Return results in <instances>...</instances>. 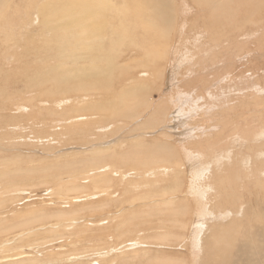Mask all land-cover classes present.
Masks as SVG:
<instances>
[{
  "label": "rangeland",
  "instance_id": "obj_1",
  "mask_svg": "<svg viewBox=\"0 0 264 264\" xmlns=\"http://www.w3.org/2000/svg\"><path fill=\"white\" fill-rule=\"evenodd\" d=\"M40 1H42V3L45 1V7L46 8L44 9V7H43V9L46 10L48 8L46 5H49V3H50V6L53 7L57 0L56 1L55 0H47V2H46V0H39V2L37 0H12V5H15L16 9L15 10H8V12L6 13V16H5L6 18L4 17V19L2 21V27L5 30H8L12 33L14 32L13 34H15V33L18 34V35H16V37L14 36V38H13V40H16V42L18 43L17 46L14 47V46H11L9 44L7 45L5 42H3L5 37H7L8 34L3 33L4 31L2 33H0V36H1L0 37L1 38L0 39V65H1L0 71L3 70L2 72H0V85H1L0 86V97L3 99L4 95H9L11 97V99H10L11 101L17 102L21 105L23 104L22 109H18L17 106H15V104L10 105L9 103H6V101H5L6 105L4 103L1 107L3 110L0 109V114H2V119H3V121L0 122V141H1L0 146L2 145V147H0V157H1L0 158L1 159L0 164H5V165L7 164V166L9 167V169L12 172V176L15 174V172H16V174L19 172L20 181H22V182H20V181L15 182L18 185H13L10 188V192L9 191L5 192V189L3 187L2 181H4L5 179L0 181L1 182L0 183V198H2V197L7 198L8 202L10 203V205H9L7 202V204L9 205V206H7L8 208H1L0 209V211L3 213L2 214L0 212V219L1 220L5 219V221L8 220V222H10L12 224L13 222L14 223H16V222L21 223L20 222L21 219L26 218L27 215H30V214H37L38 215V219L33 221L30 224V226L28 225L26 228L21 226V225L16 226V228L12 230L13 234L11 235L12 238L16 240V237H15L16 235H20V234H22V232H25L26 234H28L29 232L31 233V231H32V232L36 233L37 235L35 237L31 236L30 238L25 239V241L24 242L22 241L23 243H21V244L25 245L29 242L35 241V242H37L36 244L33 245L35 247L30 246L31 248H29L26 245L22 246V247L20 246V248L17 247L15 249L16 253L25 249L27 254L24 255L23 257H21V259H20V257H18L17 259H14L13 260L14 262L11 259L0 260V264H4V263L7 264L9 261L10 262L12 261V262L11 263L9 262L8 264H16V262H17V264L18 263L19 264H34V262L36 260H34L32 258V255L37 256L40 259L46 258V260H47L49 257H52L53 255H55L54 254L55 251L63 252L65 256L68 255L69 253H74L77 251L79 252L78 253V260H75L74 262H72L70 260H69L70 262L63 261V262L58 263V264H69V263H71V264H77V263L78 264H91V263L92 264H120V263H125V264H164L162 261H160V258L166 257L167 255H170L171 257H173V259H168L165 264H208L209 262L211 264H225V263L246 264L248 261L244 260L242 257V240L241 239L243 238L242 236L245 234V232L242 234V217L240 218V216H236V219L234 221H226L224 223H221L222 225H224V226L226 225V227H227V229L225 231H223V233L221 235H218L216 230L213 231V227L209 228L208 225H205V228H202L203 229L202 231H203V233H205L209 229L210 232L208 230V233H206L204 235H200V234L195 233V230H194L195 225H196L195 224L196 216L193 213L191 216V213H190L191 208L194 209L195 205L191 204V206H190L189 200H188V204L186 205L187 197L191 199L189 193H185V192H183L184 194L183 193H177V192L174 193V191H173V193L172 192L167 193L168 195H165L163 198L158 197V196L153 197V198H157V200L152 201L153 198H148V195L150 192H156L157 191L160 193V191L162 190V188L165 185L167 187V184L169 183V181H167L168 178H170L172 180V184H171L172 187L176 185V187L182 188L181 183H178V182H180L183 174L178 173L177 169L173 170L171 173H168L165 170L164 173H166L165 174L166 177H165V179H163L164 173L158 171V167H160L161 165L158 166V165H156V162H154L153 164L150 165V167H145L144 165H142L144 159H142L141 156H140V162H138V163L131 160V161H129L130 163L125 162L126 164H128L126 166H125V163L120 164L121 169H120L119 164L116 163V165L119 166L117 168V166L115 165V162H113V164L110 163L113 160L107 159L106 162H108L111 165L110 170H113L112 168L114 167V172L115 171H117V172L116 173H110V170L107 171L105 174L107 180L103 181L101 179L99 184L96 185V184H92L90 182V180L83 182V180L81 178V177H83V174L85 172H87L86 169H88L89 167H86V168L82 167V170H80L78 168V172H76L74 169H72V167L75 164L74 162H76L77 160L91 156V152H93L95 150L94 149L95 147H91V145L89 144L90 142H98L100 140H104V142H107V140H109V142L111 143L114 140H116V142L119 144V148L121 147L120 150L124 149V148L126 149L130 146H133L132 151L135 152L136 149H134V146H136V145H139V144L144 143V142H148L150 144L151 143L153 144L155 142V140L158 142L159 139H163L161 137L162 133L160 134L159 131L164 129L163 127L170 126V125H174V127L171 129V131L167 132L171 137V139L169 140L170 145H174V144L176 145L177 144L178 147H188L187 149H190V144H188V142L195 141L191 138V133L194 131V129L196 127H199V128H202L206 131H209V127L214 125V124L212 122L207 124V122L204 120V116L206 115L207 118H209V114L205 113L203 115L202 112H200V114L198 116H197L198 112H195L192 116H191V113H189V114H187L186 117L182 118V115L185 112H189V111L193 112V110H187L185 112H179L178 109L180 107V101L182 99L181 95L184 94V95L190 96L192 98L198 92L196 94V96H202L205 98L209 97L210 96V89L214 86V83L212 82L214 77H216L217 74H220L223 71H227L228 67H230L229 71H231L232 74L227 75L226 74L227 72H223L224 74L220 76L219 80H222L224 82L223 85H229L230 86V93H231L232 98H231V101L229 102V105H228L227 97L225 99V102L227 103V105L229 107L232 105H235V107H234V109H232L233 113H234V118H231V124L229 125V127H226L225 130L230 129L235 125V124H232L233 121H234L233 123L238 124V122H236V121H238L239 119H240L239 131H240V129H243V128L244 129L248 128V131H252V129L254 128L257 131L256 127L264 125V107L260 108V109L257 108L256 109L257 111L256 110L254 111L255 113L257 112L256 114L258 117V112H260L262 109V113L258 118L253 117V116L251 118L247 117V119H249L247 121L248 124H246V121L242 122V116L240 117V115H242V114L239 113V112H242L245 110L244 109L245 106L255 96L254 88H256V86L258 87V90H257L258 93H256V94H258L264 98V0H233V1H231V2H233L231 5L232 9H229L228 6L224 5L223 8H221V10H218V12L217 11L214 12L205 3H202L203 1H201V0H175V2H174V0H172L171 4H173L172 5L173 7H170V8L173 10H171L170 15L173 16V17H171L173 20V21L171 20L172 21L171 23L172 24L174 23V24L172 25L170 23L171 25L169 28L170 31H172V32L168 34L169 36L163 34V35H165L164 40H160L159 35L156 39V44L160 43V45L161 44L163 45V44L168 43L166 45L169 46V53H168V60H167L168 62H167V64H164L163 66H158V65L147 66V65H145L148 61H153L151 59L149 51L151 52V49H153V48H150V46H155V42L153 40H150L149 38H147V36H145V35H148V37H150L149 35L153 34V31H154L153 29H155V32L157 33L160 30V28H163V26L166 27L165 25H162L163 23H161V22H163V21H161V19H160L161 15L159 14V13H161L160 12L161 9L157 3V0H153V1L152 0H145V1L144 0H139V1L134 0V3L136 5L143 6V7H142V11H135V14H134L133 10H131L133 15H132V13L130 14V13H127V11H126V9H128V2L130 0H113V4L111 6L110 11L103 10L100 12L101 14L105 13L104 15L107 17V19L110 20L111 24L113 23L112 24L113 28L109 31L108 35H111V33H117V31H119V30L123 32L124 29L128 33L137 32V33L141 34V30L144 29L142 27V23L146 22V21H151V20L152 21L153 20L158 21V22H154V24L158 23L159 25L156 24L157 26L153 29H152V27H149V26L145 27L146 30H151V32L150 33L147 32V33H145V35H141L140 38L137 37L136 41L133 40V42H131L130 44L125 45L126 46L125 49H124V44H123V46L121 45V52H119L118 54H113V55L111 54V49L113 47L114 40L112 42L109 41L108 39L103 41L102 44H103L104 48H102V51L104 52L105 55H107L106 53L110 54L111 57L108 59L104 58L100 62L105 63L108 60H112L114 62H120V63L126 62L127 63L126 65H128V66L125 65L123 67L125 69L114 71V73H115L114 76L117 77V75H118V78H116V79L114 78V80H113L114 82L112 81V82H109L108 84L106 83V86L101 91L98 90V91H96V93H93V94L91 92H88V96L86 95L87 97H85L86 100L83 97H81L82 99H80V91H77L75 89V91H76V93H75V91L72 89H71L72 91L68 90L67 88L70 85L65 86V88L62 87L63 92L66 91L65 94H63V92L61 91L59 94L57 93L58 95L55 94L56 97H54L55 95H53V96L47 95L46 96L45 95V94H47L46 92H43L42 95H39V91H35V90L32 92H29V91L25 92L27 90H25L24 87L19 86V84L15 85V83H13L20 76V70L24 69V65L19 64L20 62H17L16 60H14L13 56H15L19 52H21L23 50V48L26 49L27 45H28L27 52L23 53L24 56L18 57L19 61H24L26 64H31L36 59H38V60L42 59L41 57H39L37 50H40V51L45 50V49H47L48 51L56 50L57 53L59 51L58 48H59L60 42L58 40H55L52 37L49 38L50 35H48V34H50V33H61L62 34V30H60L61 29L60 27H58V26L54 25L53 23H50L47 20H45L46 19V18H44L45 13L42 12L44 10H42V8H41L42 5L44 6V4H42ZM51 1H53V2H51ZM60 1H63V0H60ZM132 1L133 0H131V2ZM146 1H147V3H146ZM198 1H201V2H198ZM151 2H153V4ZM29 3H31L32 5ZM197 3L201 4V5H198ZM235 3L238 4L237 9H235V5H234ZM28 4H29L30 9H27ZM114 4L117 6L116 9H114ZM203 4H205L206 6L205 5L203 6ZM36 5H39L40 7L37 8ZM152 5H154V6H152ZM50 6H49V8H50ZM119 6H125V8L120 9ZM33 7H35V8H33ZM36 8L38 11L40 9L42 10V11L40 10L42 12V14H41L42 16L39 15L40 13L38 14V11L36 10ZM50 10H51V8H50ZM150 10H152V11H150ZM185 10H186V12H185ZM46 11H48V10H46ZM13 13L16 14L17 16L19 15V17H17L16 15H13ZM28 13H30V14H28ZM161 14H163V13H161ZM12 15L14 16V18H12L13 17ZM22 15H23V17H22ZM145 16H147V17H145ZM197 16H198V18H197ZM41 17H43V19ZM37 18H39V19H37ZM260 18H262V19H260ZM23 19L27 23H24ZM252 19H254V21ZM258 19H260V21ZM139 20H140V22H139ZM223 20H226V21L222 22ZM21 21H23V22H21ZM159 21H161V22H159ZM215 21H217V22H215ZM242 21H245V22L242 23ZM42 22H44V23H42ZM182 22H183V24L185 23V25L182 28V30H180ZM8 23H11V24H8ZM24 24H25V26H23ZM46 24H47V27H46ZM10 25H11V27H10ZM15 25L18 27V29H19V31H21V33L16 30L17 27ZM158 26H159V28H158ZM196 27L200 28V32L198 33L199 34L198 37L193 39V36H195L194 31H195ZM243 27H246L245 32L248 33L247 34L248 40L244 39L245 41H247L246 43L248 45H246V43L241 44V45L236 44L235 38H233L231 40L230 47H228L229 49L228 48H226V49L224 48V50L222 49V51H221L222 54H220V55H222L221 58L226 60L227 63L225 62V64H227L228 66L226 65V67H224V68L222 67L223 70L221 69L219 72H217V71L215 72V70H213V72H211L209 74H203V72H202L203 70H201V68L203 65L207 64V60H208L209 56H207V55L202 56V54L205 51L212 49L211 47H209V43L211 42L212 37L215 38L216 34L218 35V33L220 35H223V36L224 35L228 36V34H230L232 37L239 36L240 34H237V32L242 31ZM29 28L32 32L29 30ZM217 28H218V31L216 30ZM42 29H44V30H42ZM211 29L213 32H211ZM231 29H234V30L231 31ZM26 30H28L27 31L28 33L26 32ZM76 30H78V29H75V27H74V29L70 30L73 33V37L71 39L72 40L71 42H76V46H78L80 44V40L78 39V37L76 35ZM15 31H17V32H15ZM22 31L23 32L25 31V35L22 34ZM105 31H106V28H105ZM181 31H182V33H181ZM183 31L185 32V34H183L184 33ZM203 31H204V33H203ZM245 32H241V37H242V33H245ZM19 34L20 35L22 34V35L19 36ZM177 34H178V36H177ZM17 36H19V37H17ZM176 36H177V39L182 38V37L183 38L177 40ZM109 37L110 36H107L104 38H109ZM172 37H174V38H172ZM114 38L116 39L117 36H115ZM166 38H168V39H166ZM176 42H177V44H176ZM190 42H191V44H190ZM69 44L70 43L65 44V46H67ZM2 46H3V48H2ZM76 46L75 47L70 46L69 48L74 49V48H76ZM138 47H139V49H138ZM188 47L190 50L188 49ZM201 47H203V48H201ZM251 47L253 49L249 53L248 50H250ZM217 49H215V51H219V49H221V48H217ZM67 50H69V49H67ZM198 50H202V51L199 52ZM137 51L138 52L140 51L141 53H138ZM238 52H242L243 54L237 55ZM147 53L149 56L147 55ZM234 53H235V56H237V57L234 56ZM121 54H123V55H121ZM137 54H140V55H137ZM178 54H180V55L178 56ZM228 54L231 55L232 57L229 56ZM44 56L48 59L49 55H48V53H46ZM4 57L5 58L7 57V60L4 61L3 60ZM140 57H143V58H140ZM230 57L232 58L231 60H230ZM57 58H60V57H57ZM119 59H120V61H119ZM202 59L205 60V63L203 62ZM198 62L202 63V64H198ZM229 62L232 64V66ZM2 63H4V64H2ZM133 63H134V65H133ZM132 65H133V67H132ZM233 65H234V67H233ZM213 67H216V64ZM131 68H132V70H131ZM233 68H235V69H233ZM38 69H39V67H38ZM44 69H46V66L43 69L39 70L37 75L44 73L45 71H42ZM240 70H246L248 72H245V74H243L244 76H242V72H241L242 79H240L239 77H238V80L236 79L237 80V87L241 88V90H242L239 92L238 90L233 88L232 83H229V80L231 77L239 76ZM121 73H123V74L125 73L126 75L125 74L122 75ZM228 73L230 74V72H228ZM203 75H206V76H203ZM246 76H247V78H246ZM248 76H251V78L249 79ZM127 77H129V78H127ZM146 78L148 79V81H147L148 85H151V88H149L150 90L148 92L151 93V95H152L151 96L152 102H150L152 108L155 107V104H158L157 102H160L161 98L162 99H165V98L168 99L167 104H163V107L161 110V112H162L161 120L162 121H161V123L157 124L158 126L155 127L154 129L148 128V126L145 128H142V129L141 128L137 129V126L140 123L145 122L148 115L151 113L150 112L151 107L145 108L142 110L140 109L139 110L140 115H138L137 118L136 117L135 118L133 117L131 119H120L119 118L118 120H115V121L110 120V124H107L109 122V121H107V119H106V122H102V119H99V118H103L105 116L101 111H97L96 114L94 115L95 119H93L94 116L90 115V112H92V110L87 111V112L84 111L83 115L87 114L85 117L83 116L84 121H83V118H81V120H79V121H74V119H77L78 117H80L79 115H80L81 111H78V113L75 112V114L73 113L74 110L77 109L76 108L77 104H76L75 100H72L73 102L70 101L71 98L74 99V98L78 97L77 100H79L81 103L84 101H89L88 102L89 104L87 105L88 109L92 108V109L97 110L96 108H93L92 106L94 104L95 105L99 104L97 102L98 100L101 101V100H106V99L109 100L110 98H114L116 95H118L117 93L121 89V86L123 84H127L129 81L130 82L133 81L134 83L136 82V84H138V86L141 85L140 87H142L144 84V81H146ZM203 78H205L206 81L207 80L211 81V83L208 82V84L205 85L207 83L206 82L205 84H203L205 82V81H202ZM79 82H83V81L79 80ZM115 82H117V83H115ZM9 83H11V85ZM74 83L77 84V82H75V81H74ZM111 84H113V85H111ZM240 84L242 86H240ZM84 85H86V84H84ZM208 85H210L211 87H210L209 91H206L208 88ZM7 89L9 91H7ZM55 89H56V87H55ZM116 90H118V91H116ZM1 92H2L3 96L1 95ZM66 93H69L67 95V97H66ZM224 93H227V92L224 91ZM98 94H99V97H97ZM261 94H263V95H261ZM68 96L70 98H68ZM22 98H23V100H22ZM64 98L69 99V101H68L69 104L67 102V104H65L66 105L65 107L63 106L64 104H62L61 106L58 105V103H57V105L55 104V102L58 99H64ZM240 98H242V100H240ZM93 99L95 100V102H93L92 103L93 105H92L90 101H92ZM19 100H21V101H19ZM43 101H46V102H43ZM170 101L173 103L171 104ZM20 102H22V103H20ZM70 103H72V104L70 105ZM46 104L47 105L50 104L49 107L55 105L56 107L60 106V108H62L64 111L67 110L66 111L67 113H65V115L62 116V119L65 116H68V117L72 116V120L74 121V122L72 121L73 129L81 128L82 132L79 131L80 132L79 133L77 130H75V131H77L78 134H76V132L73 134H68L69 138L67 135H63L60 132L62 130H60L59 128L61 126L66 127L65 124H67V123L63 122L61 118L51 119V115H49L48 113L45 112L46 109L49 108ZM259 104H261V103H259ZM68 105H69V108L67 107ZM41 106H43V107H41ZM73 106L75 107L74 109H73ZM13 107L16 109L15 112H14L15 109ZM40 107L43 110V112L40 113L39 116L43 120L38 124V122L35 119H31V117L37 111L41 110ZM249 107H251L250 104H249ZM4 108H5V111H4ZM65 108H66V110H65ZM22 110H23V112H22ZM25 110H26V112H25ZM69 110L71 112H69ZM163 110H165L168 113L167 117H165L163 115ZM174 110H175V112L173 114L169 115ZM26 113H27V115H26ZM228 113L225 115L230 114V113L229 114ZM77 114H79V115H77ZM98 114H99V116H98ZM17 115H20V116L22 115V116L17 117ZM247 115H249V114L247 113ZM244 116H246V115H244ZM91 117H93V118L91 119ZM171 117L174 118V122L171 121ZM237 117H238V120H236ZM17 118H18V120H17ZM22 118L26 121H24ZM215 119L217 120L218 118H216V116H215ZM93 120L94 121L97 120L98 123L96 125H94L93 127H90L88 124L93 123ZM18 121H20V122L18 123ZM32 121H33V123H32ZM131 121H133V122H131ZM177 121H178V124H177ZM12 123L15 125H13ZM101 123H103V125H106V126L103 127V125ZM121 123L123 125H121ZM136 123H137V125H136ZM218 123H219V125H221L220 122H218ZM35 124H38V125H35ZM48 124H50V126ZM51 125L53 128H50ZM108 125H110V126H108ZM249 125L252 128L249 127ZM41 126H42V128H44L43 131L41 130L42 129ZM39 127H40V131H38ZM45 128H46V131H44ZM95 128L97 130L100 129L99 132L97 131L96 134H90V133H92V130H96ZM62 129H63V127H62ZM83 129H84V131H83ZM53 130H55V131H53ZM110 130L113 133L110 132ZM172 131H180V134L177 136H174ZM239 131L236 134V136L240 135ZM246 132H247V129H246ZM100 133H101V135H100ZM54 134L58 135L59 137L55 136ZM103 134H105L106 137L103 136ZM78 135L80 136L79 139H78ZM60 137L63 139H60ZM56 138H57V140H56ZM88 138H90V141L88 140ZM76 139H78L77 142H73ZM80 139L82 141H79ZM125 140H126V144L124 146ZM129 140L131 141V143L128 142ZM85 141H87L86 144H85ZM260 143H262L261 140H260V142L254 141L252 146H251V144L249 146L252 148L253 145H257ZM91 144H93V143H91ZM39 145H40V147H39ZM142 145H140V146H142ZM235 145H237V142L235 143ZM238 148L241 151V153H242V151H244L245 153H247L249 151V149L246 148V151H247L246 152L244 147L242 148V146H240V147L238 146ZM79 150H81V151H79ZM73 153H74V155H73ZM56 156H57V158H55ZM101 156H104V155H101ZM165 157H169V156H165ZM160 162L162 164V161H160ZM65 163L69 164V167H66ZM140 163H141V165H140ZM54 164L58 168L54 167ZM52 167H54L55 170ZM163 167H165L164 164H162V168ZM115 168H117V169H115ZM35 169L38 171H36ZM40 169H44V170L41 171ZM23 170H25V171L23 172ZM20 171H22V172H20ZM45 173L46 174H55V175L51 177V176H46ZM41 174H43L44 177ZM80 174H81V176H80ZM174 174L176 175L175 181L173 180ZM30 175H32V176H30ZM120 175L122 177H120ZM115 177H116V179H115ZM178 177L180 178V180L177 179ZM42 178H43V180H41ZM148 178L150 179V181ZM30 179H31V181H30ZM74 180L76 183L79 180L80 183L85 184V186H80V191H78V192L75 191L76 190L75 188H72L73 189V191H72L71 186L68 185V184H70L69 181H74ZM184 180H185V182L187 181V183L189 182L186 177L183 178V181ZM115 182H117V184ZM133 183H135V184H133ZM178 184H179V186H178ZM65 186L67 188L69 187L67 191H65V189H67ZM250 191L252 192V195L259 197L257 205H256V201L248 196ZM65 192H66V194H65ZM146 193H148V195ZM213 193H215V191H213ZM242 194H243L244 199H246L245 201L248 202L247 206L245 207V210L247 211V213H250V211H251V207H249V203L251 204V206L254 210V214H256L259 209L264 207V203L262 202V198H263V194H264L262 187H258V188L253 187L249 184H246V181H245ZM135 196L136 197L143 196L144 198L137 199V200H135V202L130 201ZM172 196L177 197V198L175 197V208H182L185 205L187 206V208H189V211L187 212V214L185 215L184 220H183V222H184L183 230H181V228H180L181 227V221L180 220L182 219L180 217L176 218L177 220L175 219L173 221V224L170 225L169 228L168 227H157V228L153 227L152 224L154 226H156V224L154 222L157 221V217L155 218L156 221L153 219L150 220L149 212L152 211V209L156 208L159 204H162V203L164 204L166 202V199H167L165 197H172ZM219 196L220 195H218L217 197H215V196H212V197H214L213 203L214 202L217 203V201H219L218 206L217 205L216 206L219 207L220 209L227 208V207L228 208L236 207L237 201L234 197L227 195V197L222 201V198H220ZM21 197H23V198L21 199ZM130 197H131V199H130ZM76 199H77V201H76ZM159 200H161V201H159ZM158 201H159V203H158ZM242 202H243V199H242ZM157 203H158V205H157ZM107 204H109V205H107ZM160 207H161V205H160ZM93 209H94V211H93ZM16 210H17V212H16ZM61 211H62V213H61ZM143 211H145V212H143ZM153 211H155V210H153ZM156 211H158L159 214H162L163 219H169L167 216V213L164 209H162V210L156 209ZM24 212L27 213L26 216L24 215L25 214ZM64 212H65V214H64ZM91 213H92V216H89V215H91ZM93 213H94V215H93ZM218 213H220V212H218ZM56 215L57 216L59 215V216L56 217ZM213 215H217V214H213ZM193 216H195V217H193ZM63 217L65 220L63 219ZM208 217H210V215H208ZM170 218L172 221L173 217L171 216V213H170ZM86 220H89V221L87 222ZM90 220L92 222H90ZM122 220L125 222L123 224L124 226H122V225L118 226L119 223L123 222ZM194 220H195V222H194ZM38 221H40L41 223ZM218 221H221V220H219V218L212 219V222H218ZM251 221H249V223H248V228L250 226ZM168 222H170V219L168 220ZM193 222H194V224L191 225ZM56 223H57V227L59 226V228H57L56 225H54ZM93 223H95V224H93ZM125 224H126V226H125ZM66 226H68V227H66ZM78 226H83L84 228L86 227L85 231H88V232L84 231L81 233V237H80L81 239L79 240V242H81V243L84 242V243L81 244L78 248H76L77 249V251H76L75 248L72 247L73 245H71V244H69V246H70V248H69V246H67V244H68L67 242L68 241L73 242V239L69 240L68 238H73L76 236L75 231H76V228ZM62 227L64 228V230L62 229ZM45 228H47V230ZM90 231H92V232H90ZM171 232H175L176 234L170 235ZM34 233H31V234H34ZM70 234L71 235L73 234V235L71 236ZM4 238H5V236L0 234V240H2ZM45 238H47V239H45ZM54 238H55V240H54ZM64 238L66 239V241L64 240ZM46 240H48V241H46ZM52 240L54 241V243H52L53 242ZM189 240L199 250V252H198V258L199 259L196 262H191L190 261L191 258L189 259V257H191V256L189 255L188 250L190 251L191 246H188V244L186 243ZM232 240H235V245L241 240L237 244L236 250H235V245H232L229 248L226 247V243L228 241H232ZM58 242H60V243H58ZM88 242H90V243H88ZM132 242L134 243V245H132ZM50 243H51V245H50ZM91 244H95L94 248H96V246H97L96 250L94 248L90 247ZM213 244H214V246L212 247ZM86 246H89V247H86ZM36 247H41V249L38 248V250H40L39 252H37L38 254L36 252H34L35 251L34 249ZM42 247H43V250H42ZM47 247H48V249H47ZM81 249H84V250H81ZM69 250H70V252H69ZM253 250H256L251 255V256H253L252 257L253 261L256 262V261L264 259V257L262 256V254L264 252H262L260 248H254ZM15 251L11 249L8 252L14 254ZM84 251H86V252H84ZM97 251H100L101 253L97 255ZM109 251H110V253H109ZM32 252L35 253L36 255H34ZM87 252H88V254H87ZM30 253H32V254H30ZM45 253H46V257H44ZM81 254H83L84 257ZM73 256L74 255H71V257H73ZM215 256H217V257H215ZM26 257H28V258H26ZM79 257H82V258H79ZM90 257H91V259H90ZM140 257H141L142 262H137V261H140V260H138ZM25 258L30 259V260L26 261ZM22 259H23V263H22ZM18 260L19 261L21 260V261L18 262ZM63 260H65V258H63ZM122 261H124V262H122ZM54 263L57 264V262H51L49 264H54ZM252 264H254V263H252Z\"/></svg>",
  "mask_w": 264,
  "mask_h": 264
},
{
  "label": "bare ground",
  "instance_id": "obj_2",
  "mask_svg": "<svg viewBox=\"0 0 264 264\" xmlns=\"http://www.w3.org/2000/svg\"><path fill=\"white\" fill-rule=\"evenodd\" d=\"M37 1L39 2V0H37ZM201 1H203L202 3H205L214 12H216V11L218 12V10H221V8H223L224 5L228 6L229 9H232L231 5L233 3V2H231L233 0H201ZM201 1H198V2H201ZM40 2L42 3V1H40ZM46 2H47V0H46ZM51 2H53V1H51ZM174 2H175V0H174ZM31 3H29V4H31ZM146 3H147V1H146ZM151 3L153 4V2H151ZM157 3L160 6V9H161L160 12L163 13V14L159 13L161 15L160 19L163 22H161V21H159V22L163 23L162 25L166 26V27L163 26V28H160V30H159L160 32L158 31L160 34L158 32H157L158 33L157 34L155 32V29H153L157 25H159L158 23H156L157 25L154 24V22H158V21H156V20L152 21L150 19L151 21H146V22L142 23V27L144 29L141 30V34L137 33V32L128 33L124 29L123 32L119 30V31H117V33H111V35H108L109 31L113 28L112 27L113 23L111 24L110 20H108L107 17L104 15L105 13L101 14L100 12L103 11V10L110 11L111 10V6L113 4V0H63V1L57 0L53 7L50 6V3H49V5H46L48 8H49V6L51 8V10H50V8L49 9L47 8L46 10H48V11L44 10L46 8L45 7V1H44L42 3V4H44V6L41 4L42 5L41 8L44 11H42L39 8L42 12L45 13V15H44L45 17L44 16L43 17L46 18L45 20H47L48 22L53 23L54 25L60 27L61 28L60 30H62V34L61 33H50V34H48V35H50L49 38L52 37L55 40H58L60 42L59 48H58L59 51L57 53L56 50H51V51H48L47 49L41 50V51L37 50V53H38L39 57H41L42 59H40V60L36 59L31 64H26L24 61H19L18 57L24 56L23 53L27 52V48H28V45H27L26 49L23 48V50L21 52H19L15 56H13L14 60H16L17 62H20L19 64H23L24 65V69L20 70V76L13 83H15V85L19 84V86L24 87V89L27 90L25 92H28V91L32 92V91L35 90V91H39V95H42L43 92H46L47 93V94H45L46 96L47 95L53 96V95H55L57 93L59 94L61 91L63 92L62 87L65 88V86L70 85L68 88L66 87L68 90L72 89V90L75 91V89H76L77 91H80V99H82L81 97L85 98V97L88 96V92H91L93 94V93H96V91H98V90L101 91L106 86V83L108 84L109 82H112L114 80V78L115 79L118 78V75H117V77L114 76V74H115L114 71L125 69L123 67L127 64L126 62L125 63H120V62H114L112 60H108L105 63L104 62H100L104 58L108 59V58L111 57L110 54L106 53L107 55H105L104 52L102 51V48H104L103 44H102L103 41L108 39L109 41L112 42L114 40V44H113V47L111 49V54L112 55L113 54H118L119 52H121V45L123 46V44H124V49H125V47H126L125 45L130 44L131 42H133V40L136 41L137 37L140 38L141 35H145V33H147V32L150 33L151 30H146L145 29V27H147V26L152 27V29L154 31H153V34L149 35L150 37H148V35H145V36H147V38H149L150 40H153L155 42V46H150V48H153V49H151V52L149 51L151 59L153 61H148L145 65H147V66H151V65L163 66L164 64H167L169 46L166 45V44H168V43L165 42L166 44H163V45L162 44L160 45V43L156 44V39H157V37L159 35L160 40H164L165 39V35H168L169 33L172 32V31H170L169 28H170V25L172 24L171 22L173 21L172 18H171L173 16L170 15L171 10H173L170 7H173L172 6L173 4H171L172 0H157ZM29 4H28V8L26 7L27 9H30L29 8ZM205 4H203V6ZM198 5H201V4H198ZM234 5H235V9H237V5L238 4L235 3ZM36 6H37V8L40 7L39 5H36ZM152 6H154V5H152ZM35 7H33V8H35ZM43 7H44V9H43ZM142 7L143 6L136 5L134 3V0L132 2L130 0L128 2V9H126V11H127V13L131 14L132 13L131 10H133V12L135 14V11H142ZM37 8H36V10H37ZM116 8H117V6L114 4V9H116ZM119 8L120 9H124L125 6H119ZM15 9H16V6L12 5V0H0V33H2L4 31L3 33L8 34L7 37H5L3 42H5L7 45L9 44V45L14 46V47L17 46L18 43L16 42V40H13V38H14V36L16 37V35H18V34L17 33L13 34L14 32L12 33V32H10L8 30H5L2 27V21H3L4 17L6 16V13L8 12V10H15ZM152 10H150V11H152ZM39 11H38V14L40 13L39 15H41L42 12L41 11L39 12ZM185 12H186V10H185ZM28 14H30V13H28ZM13 15H16V14L13 13ZM132 15H133V13H132ZM17 17H19V15ZM22 17H23V15H22ZM43 17H41V18L43 19ZM145 17H147V16H145ZM12 18H14V16ZM197 18H198V16H197ZM37 19H39V18H37ZM260 19H262V18H260ZM260 19H258V20L260 21ZM252 20L254 21V19H252ZM23 21H24V19H23ZM23 21H21V22H23ZM225 21L226 20H223L222 22H225ZM139 22H140V20H139ZM215 22H217V21H215ZM243 22H245V21H242V23ZM24 23H27V22L24 21ZM42 23H44V22H42ZM8 24H11V23H8ZM184 25H185V23L183 24V22H182L180 30H182ZM23 26H25V24ZM10 27H11V25H10ZM46 27H47V24H46ZM74 27H75V29H78V30H76V35H77L78 39L80 40V44L78 46H76V42H71L72 41L71 39L73 37V33L70 30L74 29ZM105 28H106V31H105ZM158 28H159V26H158ZM245 29H246V27H243L242 31L237 32V34H240V35L239 36H235V37H232L230 34H228V36L224 35L225 36L224 37L223 35H220L218 32H217L218 35L216 34L215 38L212 37V40L209 43V47H211L212 49H209L208 51H205V52L203 51L204 53L202 54V56H206V55L209 56V58L207 60V64L203 65L202 68H201V70H203L202 71L203 74H209V73L213 72V70H215V72L216 71L219 72L221 69L223 70V68L226 67V65H227V64H225L226 60L221 58L222 55H220V54H222L221 51H222V49L224 50V48L226 49V48L230 47V43H231V40L233 38H235L236 44H239V45L245 44L247 41H245L244 39L248 40V37H247L248 33L245 32ZM16 30L19 31L18 27H17ZM29 30H30V28H29ZM42 30H44V29H42ZM216 30L218 31V28ZM232 30H234V29H231V31ZM17 31H15V32H17ZM27 31L28 30H26V32ZM19 32L21 33V31H19ZM194 32H195V36H193V39L198 37V35H199L198 33L200 32V28L196 27ZM211 32H213L212 29H211ZM241 32H245V33H242V37H241ZM181 33H182V31H181ZM203 33H204V31H203ZM22 34L25 35V31L24 32L22 31ZM163 34H165V35H163ZM183 34H185V32ZM21 35L19 34V36H21ZM19 36H17V37H19ZM107 36H110V37L109 38H104V37H107ZM115 36H117L116 39L114 38ZM177 36H178V34H177ZM177 36H176V39H177ZM172 38H174V37H172ZM182 38H179V39H182ZM166 39H168V38H166ZM179 39H177V40H179ZM68 43H70V44L65 46V44H68ZM176 44H177V42H176ZM190 44H191V42H190ZM246 45H248V44L246 43ZM70 46H74V47L76 46V48H74V49L69 48ZM2 48H3V46H2ZM201 48H203V47H201ZM217 48H221V49H219V51H215V49H217ZM67 49H69V50H67ZM138 49H139V47H138ZM188 49H189V47H188ZM252 49L253 48L251 47V49L248 50V52L250 53ZM198 51L200 52L202 50H198ZM46 53H48V55H49L48 59L44 56ZM138 53H141V52L139 51ZM239 54H243V53L242 52H238L237 55H239ZM121 55H123V54H121ZM137 55H140V54H137ZM147 55H148V53H147ZM179 55L180 54H178V56ZM229 56H231V55H229ZM234 56H235V53H234ZM57 57H60V58H57ZM231 57H230V60L232 59ZM235 57H237V56H235ZM140 58H143V57H140ZM3 60L4 61L7 60V57L6 58L4 57ZM202 60L205 63V60L204 59H202ZM119 61H120V59H119ZM2 64H4V63H2ZM198 64H202V63L198 62ZM215 64H216V67H213V66H215ZM133 65H134V63H133ZM133 65H132V67H133ZM45 66H46V69L42 70V71H45V72L37 75L38 71L43 69ZM126 66H128V65H126ZM231 66H232V64H231ZM38 67H39V69H38ZM233 67H234V65H233ZM229 68L230 67L227 68V71H223V72H227L226 73L227 75H231L232 74L231 71H229ZM233 69H235V68H233ZM131 70H132V68H131ZM2 71H0V72H2ZM223 72H221L220 74H217V76L214 77V79L212 81L214 83V86L211 89H210L211 86L208 85V88H207L206 91H209V89H210V96L209 97L205 98V97H202V96H196V94L198 92L192 98L190 96H187V95H184V94L181 95L182 99L180 101V107L178 109L179 112H185L187 110H193V112H190V111L189 112H185L182 115V118L186 117L187 114H189V113H191V116H192L195 112H198V114H197V116H198L200 114V112H202L203 115L205 113L209 114V118H207L206 115L204 116V120L207 122V124H209L210 122H212L214 124V125L209 127V131H206V130H204L202 128H199V127H196L194 129V131L191 133V138L193 140H195V141L188 142V144H190V149H187L188 147H178L177 144L176 145L174 144L175 146L174 145H170L169 140L171 139V137H170V135L167 132L171 131V129L174 127V125H170V126L163 127L164 129L159 131L160 134L162 133L161 137L163 139H159L158 142L155 140V142L153 144L152 143L150 144L148 142H144V143H141L139 145H136V146H134V149H136L135 152L132 151V147L133 146H130V145H129L130 147L120 150L121 147L119 148V144L116 142V140H114L111 143L109 142V140H107V142H104V140H100L98 142H90L89 144L91 145V147H95L94 148L95 150L93 152H91V156H88V157L83 158V159H79L80 161L76 159L77 161L74 162L75 164L72 167V169H74L76 172H78V168L80 170H82V167L83 168L89 167L88 169H86L87 172H85L83 174V177H81V178H82L83 182H86V181L90 180V182L92 184H96V185L99 184L101 179L103 181L107 180L105 174H106L107 171L110 170V166H111L108 162H106L107 159L113 160L112 162H110L112 164H113V162H115V165H116V163L120 165V164H123L125 162L126 163L127 162L130 163L129 161H131V160L136 162V163H138V162H140V156H141L142 159H144L142 165H144L145 167H150L151 164L156 162V165H158V166L161 165L160 166L161 168L158 167V171L159 172H163L164 173L165 170H166L168 173H171L173 170L177 169L178 173L183 174L181 180H180L179 177L177 178L178 180H180V182H178V183H181L182 188L176 187V185L172 187V185H171L172 184V180L170 178H168L167 181H169V183L167 184V187H166V185L163 188L161 187L162 190L160 191V193L157 192V191L156 192H150L149 191L150 192V193L148 192L149 195H148V193H146L148 195V198H153V197H157V196L163 198L165 195H168L167 193H170V192L173 193V191H174V193L175 192H177V193H183V192L189 193L191 199L187 197L186 205L188 204V200L190 202L189 203L190 206H191V204L195 205L194 209L191 208L190 213H191V216H192V213L195 214V216H196V222L194 220V222L196 224L194 230H195V233L200 234V235H204V234L208 233L209 229L205 233H203V231H202L203 230L202 228H205V225H208L209 228L213 227V231L216 230L217 234L221 235L223 233V231H225L227 229L226 225L224 226L221 223H224L226 221H234L236 219V216H240V218L242 217V234L245 232V234L242 236L243 238L241 239L242 240V257H243L244 260L248 261L246 264H250L251 262L254 263V264H263L264 263V259L255 262V261H253V259H252L253 256H251V255L256 251V250H253L254 248H260L261 251L264 252V207L259 209L257 211V213L254 214V210H253L251 204L249 203V207H251V211H250V213H247V211L245 210V207L247 206L248 202L245 201L246 199H244L242 193H243V187H244V182L245 181H246V184H249V185H251L253 187H257V188L258 187H262L263 188V192H264V125L256 127L258 132L254 128L252 129V131H248V128H246L247 132H246V129H244V128H243L244 130L240 129V131H239L240 119L238 120V117H239L238 116L236 118V120H238V121H236V122H238V124L233 123L234 122L233 121L232 124H235V125L232 128H230L228 130H225V128L229 127V125L231 124V118H234V113H233L232 109H234L235 105H232L230 107L228 106L229 102L231 101L232 96H231V93H230V86L229 85H223L224 82L222 80H219L220 76L224 74ZM228 72H230V74ZM241 72H242V76H244L243 74H245V72H248V71L240 70L239 76L231 77L230 80H229V83H232L233 88L238 90L239 92L242 91V90H241V88L237 87V80H238V77L240 79H242ZM121 74L124 75L125 73L124 74L121 73ZM203 76H206V75H203ZM248 77H249V79L251 78V76H248ZM127 78H129V77H127ZM147 78H146V81H144V84H143L142 87H140L141 85L138 86V84H136V82L134 83L133 81L132 82L129 81L127 84H123V85L121 84L122 86H121V89L119 90V92L117 93L118 95H116L114 98H110L109 100H107V99L106 100H101V101L98 100L97 102L99 104H96V105L94 104L93 105L92 103L95 102V100L93 99L90 102L93 105L92 107L96 108L97 110L92 109L91 107H90L91 109H88L87 105L89 104L88 103L89 101H84V102L81 103L79 100H77L78 97L74 98V99L71 98L70 101L75 100L76 104H77L76 105L77 109L74 110L73 113L75 114V112L78 113V111H81V113L79 112L80 115L77 114L80 117H78L77 119H74V121L81 120V118H83V116L85 117L87 115V114L83 115L84 111L87 112V111H91V110H92V112H90V115H92V116H94L97 111H101L105 116L103 118H99V119H102V122H106V119H107V121H109L107 124H110V120H114L115 121V120H118L119 118L120 119H131L133 117L137 118V116L140 115L139 114V110L140 109L142 110V109L151 107L150 102H152V99H151L152 95H151V93L148 92L150 90L149 88H151V85H148V82H147L148 79ZM246 78H247V76H246ZM79 80H81L83 82H79ZM74 81L77 82V84H75ZM202 81H205L203 84H205L207 82L205 85H207L208 82L211 83V81H209V80L206 81L205 78H203ZM115 83H117V82H115ZM9 84L11 85V83H9ZM84 84H86V85H84ZM111 85H113V84H111ZM240 86H242V85L240 84ZM55 87H56V89H55ZM254 90H255V96L245 106V108H244L245 110L242 111V112H239L240 114H242V115H240V117L242 116V122L246 121V124H248L247 121L249 120V119H247V117L248 118H251L252 116L253 117H257V114H256L257 112L255 113L254 111L257 108L260 109V108L264 107V105H263L264 104V98L262 96L256 94V93H258L257 92L258 87L256 86V88H254ZM7 91H9V90L7 89ZM116 91H118V90H116ZM224 91L227 92V93H224ZM65 92H63V94H65ZM75 93H76V91H75ZM68 94L69 93H66V97H67ZM1 95L3 96L2 92H1ZM261 95H263V94H261ZM54 97H56V95ZM97 97H99V94L97 95ZM226 97H227V100H228V105L225 102ZM23 98H22V100H23ZM68 98H70V97L68 96ZM10 99H11V97L9 95H4L3 99L0 97V109H2L1 107L5 103V101H6V103H9L10 105L11 104H15V106H17L18 109H22V105L23 104L21 105V104H19L17 102L11 101ZM85 100H86V98H85ZM240 100H242V98H240ZM19 101H21V100H19ZM68 101H69V99H67V98L58 99L55 102V104L57 105V103H58V105H60V106L62 104H64L63 106L65 107L66 106L65 104H67ZM43 102H46V101H43ZM167 102H168L167 98H165V99L161 98L160 102H157L158 104H155L154 108L151 107V110H150L151 113L148 115V117L145 120V122L140 123L137 126V129H139V128L142 129V128H145L147 126H148V128H153V129L155 127H157L158 126L157 124L161 123V121H162L161 120V115H162L161 110H162L163 104H167ZM6 103H5V105H6ZM20 103H22V102H20ZM172 103L173 102H171V104ZM259 103H261V104H259ZM68 104H69V102H68ZM71 104L72 103H70V105ZM249 104L251 105V107H249ZM49 105H47V106L49 107ZM60 106H57V107L55 105L50 106L49 108L46 109L45 112L48 113L49 115H51V119H55V118H58V119L61 118L62 119V116L65 115V113H67L66 112L67 110L65 108L66 111H64L62 108H60ZM74 106H73V109L75 108ZM41 107H43V106H41ZM41 107H40V109H41ZM67 107L69 108V105ZM4 111H5V108H4ZM15 111H16V109L14 110V112ZM22 112H23V110H22ZM25 112H26V110H25ZM42 112H43L42 109L37 111L31 117V119H35L38 122V124H39L43 120L39 116V114L42 113ZM69 112H71V111L69 110ZM174 112H175V110L172 111L169 115L173 114ZM227 113L229 115H225ZM247 113L249 115H247ZM261 113H262V109H261L260 112H258V117L261 115ZM26 115H27V113H26ZM163 115L165 117H167L168 113L165 110H163ZM214 115L216 116V118H218L217 120L215 119ZM244 115H246V116H244ZM19 116L20 115H17V117H19ZM98 116H99V114H98ZM92 118L93 117H91V119ZM93 119H95V116H94ZM17 120H18V118H17ZM1 121H3L2 114H0V122ZM24 121H26V120H24ZM62 121L66 122L67 124H65L66 127L65 126H61V125H60L61 127L59 126L60 127L59 129L62 130L60 132L63 135H67L68 138H69L68 134H73L75 132H76V134H78L77 131L78 132L79 131L82 132L81 128L73 129V127H72V121H73L72 120V116L71 117L65 116V117H63ZM83 121H84V118H83ZM171 121L174 122V118L173 117H171ZM19 122L20 121H18V123ZM131 122H133V121H131ZM218 122H220L221 125H219ZM32 123H33V121H32ZM97 123H98L97 120L96 121L93 120V123H90L88 125L90 127H93ZM38 124H35V125H38ZM101 124L103 125V123H101ZM177 124H178V121H177ZM13 125H15V124H13ZM48 125L50 126V124H48ZM121 125H123V124L121 123ZM136 125H137V123H136ZM104 126H106V125H103V127ZM108 126H110V125H108ZM62 127H63V129H62ZM249 127H251V126L249 125ZM41 128H42V126H41ZM50 128H53L52 125H51ZM43 129L44 128H42L41 130L43 131ZM75 130H77V131H75ZM99 130H97V129L96 130H92V133H90V134H96L97 131L99 132ZM38 131H40V127H39ZM44 131H46V128H45ZM53 131H55V130H53ZM83 131H84V129H83ZM238 131L240 132V135L236 136ZM110 132H112V131L110 130ZM172 132H173L174 136H177V135L180 134V131H172ZM54 135L58 136L56 134H54ZM100 135H101V133H100ZM103 136L106 137L105 134H103ZM79 137L80 136L78 135V139H79ZM60 139H63V138L60 137ZM78 139L74 140L73 142H77ZM56 140H57V138H56ZM88 140L90 141V138H88ZM260 140L262 141V143L257 144V145H253L252 148L249 146L250 144L252 146L254 141L260 142ZM79 141H82V140L80 139ZM86 142L87 141H85V144H86ZM128 142L131 143L130 140ZM236 142H237V145H235ZM91 143H93V144H91ZM125 144H126V140L124 142V146H125ZM140 145H142V146H140ZM238 146L239 147L242 146V148L244 147L245 151H246V148H248L250 152L248 151L249 152L248 153L246 151L247 153H245L244 151H242V153H241V151L239 150ZM0 147H2V145ZM39 147H40V145H39ZM79 151H81V150H79ZM74 153H73V155H74ZM101 155H104V156H101ZM165 156H169V157H165ZM55 158H57V156ZM0 161H1V159H0ZM160 161H162V164H164L165 167L162 168V164H161ZM126 163H125V166L128 165ZM140 165H141V163H140ZM65 166L69 167V164L65 163ZM116 166H117V168L119 167L118 165H116ZM54 167H57V166L54 164ZM54 167H52V168H54ZM117 168H115V169H117ZM112 169L113 170H110V173H116L117 172V171L114 172V167ZM120 169H121V165H120ZM40 170L42 171L44 169H40ZM54 170H55V168H54ZM24 171L25 170H23V172ZM36 171H38V170H36ZM20 172H22V171H20ZM165 174L166 173H164V175H163V179H165V177H166ZM41 175L44 177L43 174H41ZM54 175L55 174H46V176H51V177L54 176ZM30 176H32V175H30ZM80 176H81V174H80ZM116 177H115V179H116ZM120 177H122V176L120 175ZM173 177H174L173 180L175 181L176 175L174 174ZM184 177H186L188 179V181H189L188 183H187V181L185 182V180L183 181ZM3 179H5L4 181H2L3 182V187L5 189V192H8V191L10 192V188L13 185H18L15 182L20 181V174H19V172L17 174L15 172V174L12 176V172L9 169V167L7 166V164L6 165L5 164H0V181L3 180ZM41 180H43V178ZM30 181H31V179H30ZM149 181H150V179H149ZM20 182H22V181H20ZM69 183L70 184H68V185L71 186V189L75 188L76 189L75 191H77V192L80 191V186H85V184L80 183L79 180L77 181V183L75 182V180L74 181H69ZM115 183L117 184V182H115ZM133 184H135V183H133ZM178 186H179V184H178ZM68 188L65 189V191H67ZM72 191H73V189H72ZM213 191H215V193H213ZM65 194H66V192H65ZM218 195H220L219 197L222 198V201L227 197V195H230L231 197H234L236 199V201H237L236 207H234V208H228L227 207V208L220 209L219 207H217L218 204H219L218 203L219 201H217V203L216 202L213 203L214 197H212V196L217 197ZM248 196L250 198L254 199L256 201V205H257L259 197L252 195L251 191L248 194ZM175 197H173V196L172 197H165V198H167L166 202L164 204L162 203V204L158 205L159 201H161V200H159L158 203H157L158 206L156 208L152 209V211L149 212L150 220L151 219L155 220V218L157 217V221L155 220L156 222H154L156 224V226H154L152 224L153 227H155V228H157V227H168L169 228V226L173 224V221L176 218L180 217L182 219L180 220L181 221V227L180 226L179 227L181 228V230H183V228H184L183 227V225H184L183 220H184L185 215L189 211V208H187L186 205L183 206L182 208H175ZM22 198L23 197H21V199ZM142 198H144V197L143 196H138V197L135 196L132 199L130 197V199H131L130 201H134L135 202V200L142 199ZM242 199H243V202H242ZM153 200H157V198H153L152 201ZM76 201H77V199H76ZM7 202H8L7 198H4V197L0 198V205H1L0 209L1 208H8L7 206H9L10 203L8 202V204H9L8 205ZM262 202L264 203V194H263ZM107 205H109V204H107ZM160 205H161V207H160ZM156 209L157 210L164 209L166 211V213H167L168 218L170 219V222H168L169 219H163L162 218V214H159V212L156 211ZM153 210H155V211H153ZM93 211H94V209H93ZM16 212H17V210H16ZM143 212H145V211H143ZM218 212H220V213H218ZM61 213H62V211H61ZM170 213H171V216L173 217L172 221H171V218H170ZM64 214H65V212H64ZM213 214H217V215H213ZM24 215L26 216L27 213H25ZM93 215H94V213H93ZM208 215H210V217H208ZM58 216L56 215V217H58ZM89 216H92V213ZM195 216H193V217H195ZM214 218H219V220H221V221L212 222V219H214ZM36 219H38V215L37 214L27 215L26 218L21 219V221H20L21 223H17V222L14 223L13 222L11 224L10 222H8V220L5 221V219H3V220L0 219V234L5 236L4 239L0 240V260L11 259L13 261L14 259H17L18 257H20V259H21V257H23L24 255L27 254L26 250L24 249V250H21V251L16 253L15 249L17 247L20 248V246L22 247V246H25V245L27 247L31 248L30 246H33L34 244L37 243V242L34 241V242H29V243H27L25 245L21 244V243H23L25 241V239H28L31 236L35 237L37 235L36 233H34L32 231H31V233H34V234H31L30 232L29 233L27 232L28 234H26L25 232H22V234L16 235L15 236L16 240L13 239L12 236H11L13 234L12 230L15 229L16 226L21 225V226L26 228L28 225L30 226V224L33 221H35ZM63 219H64V217H63ZM91 220H90V222H92ZM86 221L88 222L89 220H86ZM249 221H251V222H250V226L248 228ZM38 222H40V221H38ZM194 222L191 225H193ZM124 223L125 222L123 221V222L119 223L118 226L119 225L124 226L123 225ZM93 224H95V223H93ZM54 225H56V227H57V223L54 224ZM125 226H126V224H125ZM66 227H68V226H66ZM57 228H59V226ZM45 229L47 230V228H45ZM62 229L64 230L63 227H62ZM85 230H86V227L84 228L83 226H78L76 228V231H75L76 236L73 237V238H68L69 240L73 239V242L72 241H68L67 242L68 243L67 246H69V244H71V245H73L72 247L75 248V250L77 251L76 248H78L81 244L84 243L83 241H82L83 243L79 242V240L81 239L80 238L81 237V233L84 232ZM85 232H88V231H85ZM90 232H92V231H90ZM209 232H210V230H209ZM171 234L175 235L176 233L175 232H171L170 235ZM45 239H47V238H45ZM54 240H55V238H54ZM64 240L66 241L65 238H64ZM46 241H48V240H46ZM60 242H58V243H60ZM52 243H54V241ZM88 243H90V242H88ZM186 243L188 244V246H191L190 251L188 250L189 255L191 256V257H189V259L191 258L190 261L191 262L198 261V259H199L198 258V252H199V250L196 248L195 245H193L191 243L190 240L188 242H186ZM237 244L235 245V240L228 241L226 243V247L229 248L232 245H235V250H236ZM50 245H51V243H50ZM132 245H134L133 242H132ZM213 246H214V244L212 245V247ZM33 247H35V246H33ZM86 247H89V246H86ZM90 247L94 248L95 244H91ZM38 248L41 249V247H36L34 249L35 250L34 252H36V253L39 252L40 250H38ZM69 248H70V246H69ZM96 248H97V246H96ZM96 248H94V249L96 250ZM11 249L15 251L14 254L8 252ZM47 249H48V247H47ZM42 250H43V247H42ZM81 250H84V249H81ZM69 252H70V250H69ZM84 252H86V251H84ZM32 253H30V254H32ZM78 253L79 252L77 251V252H74V253H69L68 255L65 256L63 252L55 251L54 252L55 255H53L52 257H49L47 260H46V258L40 259L39 257L33 256V255H32V258L34 260H36L39 264H49L51 262H57V264H58V263H61L63 261H68V262L72 261V262H74L75 260H78ZM100 253H101L100 251H97V255L100 254ZM109 253H110V251H109ZM33 254L36 255L35 253H33ZM87 254H88V252H87ZM71 255H74V256L71 257ZM81 255L83 256V254H81ZM262 256L264 257V253L262 254ZM44 257H46V253H45ZM215 257H217V256H215ZM26 258H28V257H26ZM26 258H25L26 261L30 260V259H26ZM63 258H65V260H63ZM79 258H82V257H79ZM90 259H91V257H90ZM168 259H173V257H171L170 255H167L166 257H161L160 261H162L165 264ZM138 260H140V261H137V262H142L141 257ZM20 261L18 260V262H20ZM35 262H34V264H38L37 262L36 263ZM122 262H124V261H122ZM22 263H23V259H22ZM16 264H17V262H16ZM69 264H71V263H69ZM120 264H125V263H120ZM208 264H211V263L209 262ZM225 264H232V263H225Z\"/></svg>",
  "mask_w": 264,
  "mask_h": 264
}]
</instances>
